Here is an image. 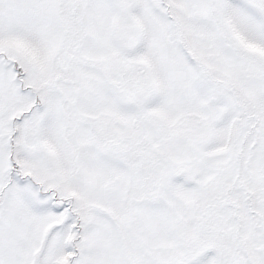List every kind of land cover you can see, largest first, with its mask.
Wrapping results in <instances>:
<instances>
[{"label":"snow or ice","instance_id":"obj_1","mask_svg":"<svg viewBox=\"0 0 264 264\" xmlns=\"http://www.w3.org/2000/svg\"><path fill=\"white\" fill-rule=\"evenodd\" d=\"M0 264H264V0H0Z\"/></svg>","mask_w":264,"mask_h":264}]
</instances>
